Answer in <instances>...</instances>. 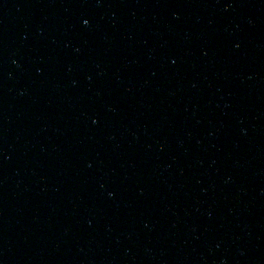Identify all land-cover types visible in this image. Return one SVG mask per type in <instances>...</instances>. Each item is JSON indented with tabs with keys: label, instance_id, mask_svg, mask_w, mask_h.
<instances>
[{
	"label": "water",
	"instance_id": "water-1",
	"mask_svg": "<svg viewBox=\"0 0 264 264\" xmlns=\"http://www.w3.org/2000/svg\"><path fill=\"white\" fill-rule=\"evenodd\" d=\"M0 264H264V0H0Z\"/></svg>",
	"mask_w": 264,
	"mask_h": 264
}]
</instances>
